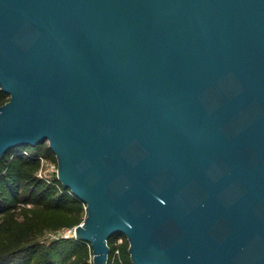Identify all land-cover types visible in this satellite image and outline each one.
I'll return each mask as SVG.
<instances>
[{"label":"water","instance_id":"1","mask_svg":"<svg viewBox=\"0 0 264 264\" xmlns=\"http://www.w3.org/2000/svg\"><path fill=\"white\" fill-rule=\"evenodd\" d=\"M0 87L94 264H264V0H0Z\"/></svg>","mask_w":264,"mask_h":264},{"label":"trees","instance_id":"2","mask_svg":"<svg viewBox=\"0 0 264 264\" xmlns=\"http://www.w3.org/2000/svg\"><path fill=\"white\" fill-rule=\"evenodd\" d=\"M9 98L10 95L0 87V106ZM29 146L10 148L0 160V217L5 216V222L0 226L4 233L0 235V264H90L88 242L72 237L57 239L49 244L43 243L39 239L44 233L41 234V229L38 231L39 227L32 222L33 218H25L21 223L13 221L20 194L26 191L27 187L28 192L22 198L23 202L43 205L56 213H69L68 220L63 224L54 225L55 228L79 224L86 206V203L72 195L58 178L56 182L60 188L56 183L36 176V171L41 167L39 155L46 157L55 154L51 147L45 146L44 143L24 153ZM117 235L109 239L108 264H134L129 252V242L126 240L117 246L114 242ZM117 248L120 249L119 254H116ZM74 254L79 258H72Z\"/></svg>","mask_w":264,"mask_h":264},{"label":"rangeland","instance_id":"3","mask_svg":"<svg viewBox=\"0 0 264 264\" xmlns=\"http://www.w3.org/2000/svg\"><path fill=\"white\" fill-rule=\"evenodd\" d=\"M45 146L49 145L48 142L44 143ZM44 146V147H45ZM30 148L27 150H24V153L29 152L32 149H35L37 146L30 145ZM42 147V148H44ZM55 154V153H54ZM36 176L48 181V182H56V178H58V160L56 158V155H48L43 161V164L41 163V167L38 171H36ZM22 190V189H21ZM28 192V187L26 188V191H22L20 194V201L18 202V205L15 209V216L13 218V221L16 220L18 223H21L25 220V218H33V223H35V226H38L39 229H41L40 235V242L43 243H51L54 240L61 239V238H72L76 237L74 235V229L78 224H74L72 226H58L57 228L53 227L54 225H60L63 224L64 221H67L68 217L70 216L69 213H56L52 210H48L44 208L43 205H35L33 202L26 203L22 201V198L26 195ZM4 217H0V226L3 224ZM87 217V208L84 207V210L82 212V220L79 224L83 223L85 218ZM43 231V232H42ZM0 235H4V233L0 229ZM116 239L118 238V243L122 244L126 240L128 241L127 237L123 233H118ZM89 246V258L88 261L90 264H92V249ZM78 255L74 254L72 258H79ZM76 259V260H77ZM72 260V259H71Z\"/></svg>","mask_w":264,"mask_h":264},{"label":"built area","instance_id":"4","mask_svg":"<svg viewBox=\"0 0 264 264\" xmlns=\"http://www.w3.org/2000/svg\"><path fill=\"white\" fill-rule=\"evenodd\" d=\"M28 153V152H27ZM39 158H40V161H41V163L43 164V161H44V159L46 158L45 156H42V155H39ZM52 183H56V185L60 188V186H59V184L57 183V182H52ZM68 191L72 194V195H75L74 194V192L71 190V189H68ZM76 228V227H75ZM74 235L76 236V230L74 229ZM115 244L118 246L119 245V243H118V238L116 239L115 238ZM89 243V242H88ZM89 245H90V247H91V249H92V251H93V248H92V245H91V243H89ZM120 253V249L119 248H117L116 249V254H119ZM93 254V253H92ZM93 256H94V254L92 255V258H93ZM92 264H94V260H92Z\"/></svg>","mask_w":264,"mask_h":264}]
</instances>
